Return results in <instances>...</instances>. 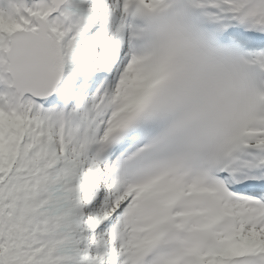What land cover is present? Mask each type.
Listing matches in <instances>:
<instances>
[{
    "label": "snow or ice",
    "instance_id": "snow-or-ice-1",
    "mask_svg": "<svg viewBox=\"0 0 264 264\" xmlns=\"http://www.w3.org/2000/svg\"><path fill=\"white\" fill-rule=\"evenodd\" d=\"M0 264H264V0H0Z\"/></svg>",
    "mask_w": 264,
    "mask_h": 264
}]
</instances>
